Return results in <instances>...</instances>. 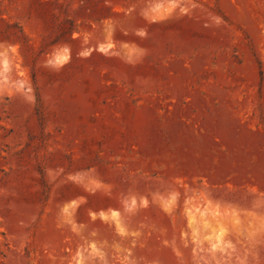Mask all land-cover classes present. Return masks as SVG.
Instances as JSON below:
<instances>
[{
  "label": "rangeland",
  "instance_id": "1",
  "mask_svg": "<svg viewBox=\"0 0 264 264\" xmlns=\"http://www.w3.org/2000/svg\"><path fill=\"white\" fill-rule=\"evenodd\" d=\"M0 264H264V0H0Z\"/></svg>",
  "mask_w": 264,
  "mask_h": 264
}]
</instances>
